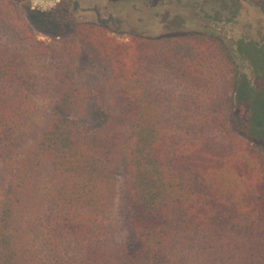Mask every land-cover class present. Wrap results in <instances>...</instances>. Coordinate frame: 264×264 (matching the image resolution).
I'll use <instances>...</instances> for the list:
<instances>
[{"label": "trees", "instance_id": "obj_1", "mask_svg": "<svg viewBox=\"0 0 264 264\" xmlns=\"http://www.w3.org/2000/svg\"><path fill=\"white\" fill-rule=\"evenodd\" d=\"M82 48L106 70L95 91ZM241 72L212 36L121 41L80 23L40 40L0 0V264H264V151L235 126ZM90 97L96 129L76 119ZM120 173L133 248L112 219Z\"/></svg>", "mask_w": 264, "mask_h": 264}, {"label": "rangeland", "instance_id": "obj_2", "mask_svg": "<svg viewBox=\"0 0 264 264\" xmlns=\"http://www.w3.org/2000/svg\"><path fill=\"white\" fill-rule=\"evenodd\" d=\"M23 9L40 40L71 36L80 23H102L111 36L128 41L133 34L145 37L197 34L219 39L241 66L244 96L240 124L242 135L258 141L264 151V15L247 0H11ZM77 75L82 85L95 91L106 75L103 65L86 48L81 49ZM239 111V109L237 110ZM81 127L96 129L101 124L97 106L87 98L79 116ZM234 124V122H233ZM262 146H261V145ZM8 174L0 167V188ZM118 200L112 219L122 239L134 247L121 207L123 179L117 177Z\"/></svg>", "mask_w": 264, "mask_h": 264}]
</instances>
